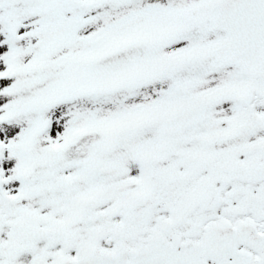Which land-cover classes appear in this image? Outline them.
<instances>
[{
	"label": "snow or ice",
	"instance_id": "1",
	"mask_svg": "<svg viewBox=\"0 0 264 264\" xmlns=\"http://www.w3.org/2000/svg\"><path fill=\"white\" fill-rule=\"evenodd\" d=\"M0 264H264V0H0Z\"/></svg>",
	"mask_w": 264,
	"mask_h": 264
}]
</instances>
